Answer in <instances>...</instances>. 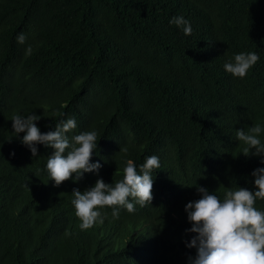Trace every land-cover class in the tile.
I'll return each mask as SVG.
<instances>
[{
	"label": "trees",
	"instance_id": "1",
	"mask_svg": "<svg viewBox=\"0 0 264 264\" xmlns=\"http://www.w3.org/2000/svg\"><path fill=\"white\" fill-rule=\"evenodd\" d=\"M175 15L191 34L168 23ZM241 51L259 57L243 78L223 69ZM29 113L41 132L70 117L69 137L95 130L98 172L54 185L44 168L52 149L37 144L33 157L12 131L11 118ZM256 123L264 0H0V264H186L183 205L199 196L188 185L220 198L251 190L250 172L264 165L240 153L235 133ZM149 155L160 162L150 204L133 201L115 219L105 206L103 222L81 230L72 189L97 176L114 184L127 159Z\"/></svg>",
	"mask_w": 264,
	"mask_h": 264
},
{
	"label": "clouds",
	"instance_id": "2",
	"mask_svg": "<svg viewBox=\"0 0 264 264\" xmlns=\"http://www.w3.org/2000/svg\"><path fill=\"white\" fill-rule=\"evenodd\" d=\"M168 23L181 29L185 35L192 32L190 21L183 15L170 17ZM15 39L23 44L24 33H17ZM27 52H31L30 46ZM258 59L254 51H241L226 59L223 69L234 77L243 78ZM39 118L34 113L27 116L16 114L11 118L12 131L15 134L23 132L19 139L33 157L37 155V144L52 149L44 168L54 185L69 178L77 181L87 172H98L101 163L90 161L97 148L95 130L81 131L69 137L67 133L77 127L75 117H70L59 120L53 130L41 132L34 123ZM262 131L264 126L256 123L247 129H236L235 138L245 146L240 153L259 156V163L264 165ZM159 168L156 155L146 156L139 165L127 159L122 179L114 184L97 176L84 190L73 188L71 204L80 220V229L102 223L107 215L102 212L105 206L111 209V216L115 219L121 207L129 213L134 212L133 201L140 206L150 204L153 170ZM250 175L251 190L240 186L229 188L223 198L196 181L188 185L194 186L199 196L183 205L186 220L190 223L184 232L193 234L185 241V246L194 249V254L186 257V264H264V210L255 207L256 200L264 199V167L252 169Z\"/></svg>",
	"mask_w": 264,
	"mask_h": 264
}]
</instances>
